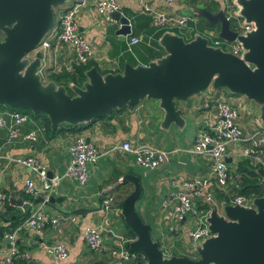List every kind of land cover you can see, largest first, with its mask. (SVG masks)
I'll use <instances>...</instances> for the list:
<instances>
[{
  "label": "crops",
  "instance_id": "crops-1",
  "mask_svg": "<svg viewBox=\"0 0 264 264\" xmlns=\"http://www.w3.org/2000/svg\"><path fill=\"white\" fill-rule=\"evenodd\" d=\"M72 2L73 0L63 7L68 9ZM148 2L154 11L168 16H196L195 11L198 8L207 10L217 5L221 10L223 4L222 0H148ZM118 3L120 4L118 13L129 20L132 33L124 41H120L116 35L121 26L120 22L114 19V23L105 24L102 17L95 12L94 0H90L78 16L79 33L91 44L93 51L91 60L96 64L100 74L121 73L126 64L147 66L164 55V51L158 45L159 39L148 33L152 28L156 30L164 27H155L152 24L153 15L144 13L140 4L129 0H118ZM199 22L198 19L197 24H190L186 26L187 28H174L178 29V33L169 32L190 41L195 34H201L198 30ZM131 38H136L138 42L129 45ZM72 60L73 53L64 46H59L54 52H46L44 62L48 70L44 72L45 75L51 73L52 63L53 67L54 64H63L62 71H71ZM211 92L212 89L209 88L179 107L184 110L186 124L183 129L171 126L168 130L161 128L163 112L153 100H144L132 109L127 108L112 114L109 118L81 126L83 128L80 130L74 131L63 126L56 133L46 130L44 119L30 115L25 122L14 126L11 118L13 110L0 105V120L3 121L0 122V193L5 196L0 210L2 212L0 230L3 229L4 234H8L10 222L17 216L29 214L30 217L36 210H40L46 217L57 220V225L42 231L41 236L27 229L17 234V241L28 256L24 259L29 264H57L41 249L42 241L66 247L68 256L64 264H122L121 260L111 255L117 241L109 236L108 232L122 236L126 233L127 227L120 216V207L133 191V186L127 182L119 183V179L124 175H134L139 178L141 188L135 210L141 220L150 226L152 237L158 242L164 256L188 255L195 258L189 236L195 226V216L192 213L183 220L178 219L174 212L177 204L175 196L185 191L183 185L186 182L194 179L213 182L210 161L189 152L197 134L201 131L208 132L215 123L214 109L203 107L206 97L210 96ZM217 93L229 96L225 90ZM231 103L240 110L239 123L245 131L256 126L255 108L250 106L251 102L248 103L244 97H239ZM11 127L17 129L21 136L36 132L40 127L45 130L38 134L35 141H28L22 140L21 136L11 139ZM79 135L89 139L88 143L94 145L101 155L97 164L89 167L87 183L80 187L74 180L63 179L50 196L55 200L52 205L35 203L42 197L27 194L25 183L31 181L38 184V178L34 172L17 164L15 160L33 158L44 168L49 178L61 176L70 163L68 147ZM125 142L131 145L150 144L170 152V155L167 162L158 169L143 170L135 164L131 155L119 151L111 152L113 148ZM232 151H229L230 156ZM236 161L227 160L229 169H234ZM103 190L112 192L115 200V210L109 213L100 209L104 197ZM10 199L21 200V204H25L27 208L24 210L18 207L17 203H11ZM5 203L12 208L8 213H11L9 219L3 217V213L7 211ZM224 205L216 200L215 195L214 203L208 205V210L197 209V214L206 218L211 209L220 211ZM55 209L68 215H62ZM78 209L86 211L79 215H70V212ZM94 227L103 230L104 245L99 251H91L85 245L86 230ZM8 250L0 239V253Z\"/></svg>",
  "mask_w": 264,
  "mask_h": 264
},
{
  "label": "water",
  "instance_id": "water-1",
  "mask_svg": "<svg viewBox=\"0 0 264 264\" xmlns=\"http://www.w3.org/2000/svg\"><path fill=\"white\" fill-rule=\"evenodd\" d=\"M70 1L0 0V105L33 115L43 114L53 132L63 126H86L111 117L116 110L132 109L144 100H153L163 112L162 129L171 126L183 129L186 118L179 107L211 88L252 102L264 126V0H233L237 16L244 24L254 26L253 31L244 35L231 29L222 9L216 13L203 8L195 11L209 25L218 26L220 40L237 41L241 45L239 57L210 46L201 34L185 41L168 31L158 40L164 51L162 57L147 66L126 64L121 73L115 74L102 75L91 67L85 72L86 80L81 87L68 84L72 96L65 86L43 80L48 67L45 55L39 50L57 23L55 8ZM112 17L120 22L116 35L124 41L132 34L129 20L120 13H113ZM256 174L264 188V169L257 168ZM126 182L133 186V191L123 201L120 216L134 235L129 250L145 257V262L136 264H264V193L252 198L249 208L228 204L220 211L211 209L204 219L211 237L191 244L195 258L189 259L164 256L150 226L135 210L141 193L139 178L124 175L119 179V183ZM54 201L40 198L35 203L50 206ZM10 202L27 208L21 200L10 199ZM100 209H103L102 200ZM85 211L78 209L70 215ZM0 239L10 249V240L1 230Z\"/></svg>",
  "mask_w": 264,
  "mask_h": 264
},
{
  "label": "built area",
  "instance_id": "built-area-1",
  "mask_svg": "<svg viewBox=\"0 0 264 264\" xmlns=\"http://www.w3.org/2000/svg\"><path fill=\"white\" fill-rule=\"evenodd\" d=\"M138 3L144 13L153 15L152 24L155 27H166L169 29L183 28L190 24H197L198 19L193 15L184 16H168L165 13L154 11L148 0H129ZM170 1V0H167ZM222 10L226 18L232 25V30L238 35H244L246 32L253 31L252 24H244L236 12L237 8L233 0H222ZM90 0H77L66 9L63 14L58 15L57 27H54L46 38L41 42L39 50L45 55L46 52L58 49L59 46H64L73 53L72 65H84L88 63L93 56L91 44L79 33L78 16L81 10L88 5ZM94 9L99 14L105 24H112L115 20L112 17L113 13L120 11L118 0H94ZM209 40V45L220 47L225 52H228L236 57H239L242 52L241 45L237 42H225L220 40L216 35ZM138 42L136 38H131L129 45H134ZM63 64L52 63V70L55 73L62 71ZM204 101V108H212L215 111L216 120L214 125L208 132H199L194 139L190 153L203 156L210 161L212 170L213 182L206 179H194L191 182H186L183 186L185 191L178 193L175 196L177 204L174 207V212L178 219L183 220L189 214H194V229L190 231L189 236L192 244L202 243L211 235L205 224V217L197 214L195 207L196 202L202 205H211L214 203L216 192H227L229 180V166L227 160H250L258 168L264 169V126L261 125L257 118V110L255 108V127H251L245 131L240 125L241 119L240 110L234 107L231 101L240 96L229 95L225 97L217 91L211 92ZM11 118L14 126H19L28 119V116L17 111H13ZM0 122H3L0 120ZM45 128L40 127L36 132L21 136L17 129H10V138L20 137L22 140H36L38 134L43 132ZM232 155H229V151ZM112 151H119L129 154L133 157L135 164L143 170L153 171L165 164L169 158L170 152L152 146L150 144L131 145L128 142L122 143L113 148ZM70 155V163L61 176L48 177L47 172L33 158L17 159L15 162L34 172L38 178V184L31 181L25 183V191L27 194L34 197L41 196L47 202L54 191L57 184L63 179L74 180L78 186L83 187L87 183L89 175V167L94 166L99 161L101 155L94 145L86 142V139L79 135L73 143L68 147ZM104 197L102 198L103 210L109 213L114 209L115 200L109 190H103ZM5 196L0 193V209L4 203ZM252 198H247L243 195H236L230 200V205L249 208ZM57 225V220L45 216L40 210H36L25 222L14 230L11 234H6L9 238L11 247L5 253H0V264H11L22 258L15 247L17 234L23 230H33L37 236H41L45 225ZM102 228H89L86 230L85 245L91 251H99L103 247ZM109 236L113 237L117 243L112 249L111 255L118 258L122 262H145V257L138 252H131L125 248V238L122 235L114 234L109 231ZM40 247L43 252L52 257L57 264H64L68 254L66 247L62 244H49L42 241ZM25 255V254H24ZM20 257V258H19ZM28 258V256H24ZM76 264V263H73Z\"/></svg>",
  "mask_w": 264,
  "mask_h": 264
},
{
  "label": "trees",
  "instance_id": "trees-1",
  "mask_svg": "<svg viewBox=\"0 0 264 264\" xmlns=\"http://www.w3.org/2000/svg\"><path fill=\"white\" fill-rule=\"evenodd\" d=\"M76 0H73L72 3H75ZM67 8H64L63 6L61 7H57L54 10L55 13V17L56 19L58 18V15L63 14L66 11ZM207 11H209L210 13H216L219 11V7L216 5L214 8L212 9H207ZM194 16V15H193ZM197 19H199V25H198V30L201 34H204V32L207 30H213L218 32V26H211L209 25L204 19L200 18L199 16H197ZM189 26V25H188ZM55 27H57V25H55ZM187 28V27H186ZM232 25H231V29H232ZM185 29V28H184ZM167 31H174L175 33H178V29H169V28H159V29H151L148 31L149 34H153L155 39H159L162 34H164ZM206 36V35H205ZM91 67H95L97 68L96 64L90 60L88 63L84 64V65H72V70L69 72L66 71H62L60 73H55L53 70L51 71V73H48L45 75L44 73V81H53L56 83V85L58 86H65L67 89V93L68 95L72 96L71 91L68 88V84H74L76 86L81 87L82 84L85 82L86 78H85V72L87 70H89ZM108 73H117V72H108ZM102 75L106 74V73H101ZM4 106V105H3ZM8 108V107H7ZM11 109V108H10ZM13 111H21V110H17V109H11ZM122 110H116L113 112V115L115 113H118ZM21 113L27 115V116H32V117H39L44 119V121L46 122V130L48 132L51 133H56L57 131L61 130L62 127L58 128L55 131H51L50 129V124L48 119L43 115V114H38V115H33L32 113L28 112V111H21ZM104 118H109V117H104ZM71 130H80L83 127H71L68 126ZM258 168V166L254 165L250 160H246V159H239L238 161H236V165L233 168L229 169V180H228V186H227V192H218L216 194V200L218 202H222L225 205H228L230 203V200L236 196V195H243L247 198H257L263 195L264 193V188L263 186L260 184V179L258 177V175L256 174V169ZM112 194V192L110 193ZM113 195V194H112ZM5 208L7 209V211L5 213H3V217H5L6 219L11 218V213L8 214L9 212H11L12 208H10L7 203H5ZM195 207L196 209H198L199 211H207L208 210V205H202L199 201L195 203ZM121 208V207H120ZM1 210V209H0ZM0 214H2V212L0 211ZM29 218V214H24L22 216H17V218H15L13 221L10 222V230L8 234H11L14 230H16L19 226H21L25 220ZM47 228H50V225H45L43 227V231H45ZM3 231V229H2ZM20 233L23 232L22 230L19 231ZM124 238H125V248L127 250H129V243L134 240V235L133 233L127 228L126 233L124 234ZM15 247L18 251V254L21 255L22 254V258L13 261L11 264H29L28 261L26 259H24V255L25 253L23 252V249L18 241L16 240L15 243ZM130 251V250H129ZM183 257L189 258V259H193L194 257L192 256H188L185 255ZM136 262H128L124 264H135Z\"/></svg>",
  "mask_w": 264,
  "mask_h": 264
},
{
  "label": "rangeland",
  "instance_id": "rangeland-1",
  "mask_svg": "<svg viewBox=\"0 0 264 264\" xmlns=\"http://www.w3.org/2000/svg\"><path fill=\"white\" fill-rule=\"evenodd\" d=\"M207 32H209V33H207ZM206 33H207V34H206ZM204 34H206L208 37H210V39H212V38L216 35V31H213V30H209V31H207V30H206V31L204 32ZM42 77H43V76H42ZM247 102H248V101H247ZM249 102H250V101H249ZM249 102H248V103H249ZM250 106L253 107V108H256L252 102L250 103ZM19 112H21V111H19ZM121 262H122V261H121ZM122 264H124V262H122Z\"/></svg>",
  "mask_w": 264,
  "mask_h": 264
}]
</instances>
